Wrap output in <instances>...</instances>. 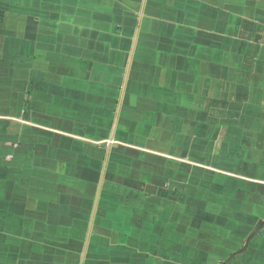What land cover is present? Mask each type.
Here are the masks:
<instances>
[{
  "label": "crops",
  "instance_id": "obj_1",
  "mask_svg": "<svg viewBox=\"0 0 264 264\" xmlns=\"http://www.w3.org/2000/svg\"><path fill=\"white\" fill-rule=\"evenodd\" d=\"M0 264H264V0H0Z\"/></svg>",
  "mask_w": 264,
  "mask_h": 264
}]
</instances>
